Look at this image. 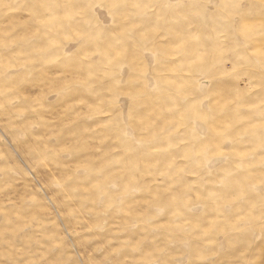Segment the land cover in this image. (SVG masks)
<instances>
[{
  "label": "clouds",
  "instance_id": "clouds-1",
  "mask_svg": "<svg viewBox=\"0 0 264 264\" xmlns=\"http://www.w3.org/2000/svg\"><path fill=\"white\" fill-rule=\"evenodd\" d=\"M0 264H264V0H0Z\"/></svg>",
  "mask_w": 264,
  "mask_h": 264
}]
</instances>
